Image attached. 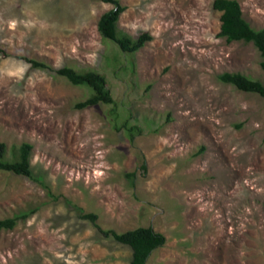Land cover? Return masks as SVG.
I'll return each instance as SVG.
<instances>
[{
    "label": "rangeland",
    "instance_id": "rangeland-1",
    "mask_svg": "<svg viewBox=\"0 0 264 264\" xmlns=\"http://www.w3.org/2000/svg\"><path fill=\"white\" fill-rule=\"evenodd\" d=\"M118 1V31L152 38L134 55L97 31L111 4L0 0V143L32 146V178L0 171V220L30 212L0 231V264H130L83 213L162 234L145 264H264V98L217 79L264 85L259 52L217 37L214 0ZM236 1L264 29V0ZM14 56L100 73L114 104L74 110L88 89Z\"/></svg>",
    "mask_w": 264,
    "mask_h": 264
},
{
    "label": "trees",
    "instance_id": "trees-1",
    "mask_svg": "<svg viewBox=\"0 0 264 264\" xmlns=\"http://www.w3.org/2000/svg\"><path fill=\"white\" fill-rule=\"evenodd\" d=\"M103 3L111 4L113 7L102 14L97 22V31L102 39L113 42L122 53L134 55L145 43L151 41V36L140 31L137 36L131 37L117 29V21L120 14L125 10L120 6L118 0H100ZM211 8L220 12V28L217 37L223 38L227 44L232 42L251 43L259 52L261 61L259 66L264 70V29H253L243 18L239 3L236 0H214ZM0 55L8 57L2 49ZM16 59L27 63L30 68L54 73L64 78L68 83L77 87H85L89 90L88 97L73 105L74 110H84L96 105H113L114 100L107 88L106 78L94 71H76L73 68L61 67L52 69L43 62L26 56H14ZM219 82L230 85L236 90L256 94L264 98V85L239 73H223L217 76ZM120 128L117 127V130ZM130 139L139 133L137 126H128L124 123L121 127ZM32 146L29 143H22L12 153L11 159H5L6 148L0 143V171L8 172L16 176L32 178L30 171V152ZM144 169L145 166L142 165ZM126 176L132 180L135 173H127ZM29 213H22L13 218L0 220V231L11 230L19 219H25ZM80 218L92 223L104 238H111L114 242L128 246L131 250L130 264H145L153 251L162 247L165 238L162 234L155 232L152 227H138L125 232H115L111 229H102L97 224V215L94 213H83Z\"/></svg>",
    "mask_w": 264,
    "mask_h": 264
}]
</instances>
